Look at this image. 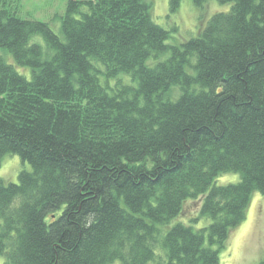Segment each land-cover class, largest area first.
<instances>
[{"label":"trees","instance_id":"trees-1","mask_svg":"<svg viewBox=\"0 0 264 264\" xmlns=\"http://www.w3.org/2000/svg\"><path fill=\"white\" fill-rule=\"evenodd\" d=\"M218 1L171 45L149 0H68L61 35L0 0V163L32 166L0 178L4 264H220L264 195V0ZM189 202L210 225L170 226Z\"/></svg>","mask_w":264,"mask_h":264},{"label":"rangeland","instance_id":"rangeland-1","mask_svg":"<svg viewBox=\"0 0 264 264\" xmlns=\"http://www.w3.org/2000/svg\"><path fill=\"white\" fill-rule=\"evenodd\" d=\"M153 4L155 22L170 31L171 45H177L196 37L205 27L208 20L216 13L226 12L229 6L218 0H208L204 7L196 8L192 0H181L175 13L170 12V0H149ZM68 0H20L19 16L23 19L47 23L51 29L61 35L62 20L67 12ZM86 10V9H85ZM40 44L46 49L42 39ZM2 52L0 51V54ZM28 74L29 70H24ZM20 68V72L24 73ZM32 171V166L19 156H6L0 163V178L7 183H18L19 174ZM241 175L223 174L215 181L216 186H228L240 183ZM200 202H189L184 214L171 222V227L183 223L195 229L210 225L208 219L194 222L199 215ZM264 259V195L256 192L247 212V219L235 228L229 236L227 246L220 253V264H259ZM0 257V264H4Z\"/></svg>","mask_w":264,"mask_h":264}]
</instances>
